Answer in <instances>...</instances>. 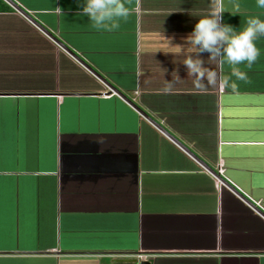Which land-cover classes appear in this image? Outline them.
<instances>
[{"label": "crops", "instance_id": "0c3cea01", "mask_svg": "<svg viewBox=\"0 0 264 264\" xmlns=\"http://www.w3.org/2000/svg\"><path fill=\"white\" fill-rule=\"evenodd\" d=\"M10 1L31 20L0 0V264H264V37L236 92L197 89L160 33L207 0H128L111 33L78 0ZM236 2L224 23L264 20Z\"/></svg>", "mask_w": 264, "mask_h": 264}, {"label": "clouds", "instance_id": "9594fccd", "mask_svg": "<svg viewBox=\"0 0 264 264\" xmlns=\"http://www.w3.org/2000/svg\"><path fill=\"white\" fill-rule=\"evenodd\" d=\"M232 3L233 15L230 16H234L239 10L236 0H232ZM207 5L206 14L196 19L191 32L181 38L180 44H173V37L165 38L162 28L160 35L168 42V47L179 49L181 54L187 52L180 64L185 68L187 76L192 78L195 88L203 89L218 84L220 88L236 92L238 85L235 81L248 82L246 73L239 66L243 64L250 69L260 56V49L256 47L255 41L264 37V20L256 16L248 17L245 26L238 30L223 22V14L227 12L222 0H207ZM256 6L264 9V0H256ZM56 9L61 14L60 8ZM76 15L87 17V25L92 31L115 32L129 16L128 0H78ZM205 53L206 60L201 58ZM206 61L214 62L221 72L227 65L230 74L222 75L216 69L205 66L208 65ZM173 84V80L165 82L164 91L168 92Z\"/></svg>", "mask_w": 264, "mask_h": 264}, {"label": "water", "instance_id": "95a60500", "mask_svg": "<svg viewBox=\"0 0 264 264\" xmlns=\"http://www.w3.org/2000/svg\"><path fill=\"white\" fill-rule=\"evenodd\" d=\"M5 2H7L9 5H11L15 10H17L18 12H20L21 14H23L24 16H26L29 20H31L30 19V17H28L25 13H23V11H21L14 3H12L10 0H4ZM42 31H44L43 29H41ZM44 32H46V31H44ZM48 34V33H47ZM114 92H116V91H114ZM117 93V92H116ZM117 94H119L122 98H124L120 93H117ZM138 111H139V109H137ZM140 112V114L141 115H143V116H145L144 115V113H142L141 111H139ZM170 137V136H169ZM171 138V137H170ZM172 139V138H171ZM172 140H174V139H172ZM181 148H183L186 152H188L189 153V151L186 149V148H184L180 143H178L177 141H175ZM190 154V153H189ZM201 165H202V163H200ZM202 166H204V165H202ZM205 168H207V167H205ZM208 169V168H207ZM211 173H214L213 171H210ZM222 180V179H221ZM223 181V180H222ZM224 182V181H223ZM225 183V182H224ZM225 184H227V183H225ZM231 188V187H230ZM232 189V191H234V192H236L233 188H231ZM237 193V192H236ZM238 194V193H237ZM253 206V205H252ZM255 208V207H254ZM257 210V209H256ZM260 214H262L260 211H258ZM263 215V214H262ZM138 264H149V262H147V261H141V262H139Z\"/></svg>", "mask_w": 264, "mask_h": 264}, {"label": "built area", "instance_id": "2783aa9c", "mask_svg": "<svg viewBox=\"0 0 264 264\" xmlns=\"http://www.w3.org/2000/svg\"><path fill=\"white\" fill-rule=\"evenodd\" d=\"M223 173H224V170H223V167L221 165V163L218 164L217 168H216V171L214 173H211L212 177L215 179L216 181V185L217 187H221V186H225V183L221 180V177L223 176ZM258 205V204H257ZM256 205V206H257ZM145 257H139L138 256V260H143Z\"/></svg>", "mask_w": 264, "mask_h": 264}]
</instances>
